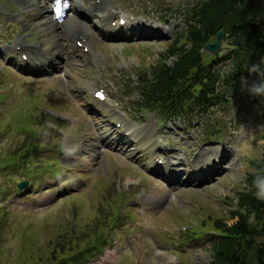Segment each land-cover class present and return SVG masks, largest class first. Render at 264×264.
Masks as SVG:
<instances>
[{
	"label": "rangeland",
	"instance_id": "1",
	"mask_svg": "<svg viewBox=\"0 0 264 264\" xmlns=\"http://www.w3.org/2000/svg\"><path fill=\"white\" fill-rule=\"evenodd\" d=\"M29 1L0 0V264H47L57 244L76 238L82 250L106 235L108 247L86 264H210L206 234L214 233L218 219L229 225L236 221L231 215L237 195L246 187L251 162L264 154L258 121L264 96L248 91L260 78L231 91L223 109L193 122H165L139 108L135 87L186 30L185 8L197 0H117L108 9L118 14L110 20L113 27H125L129 34L127 23L151 24L159 27L151 29L156 37L112 39L96 31L90 42L95 63L78 58L79 66H63L58 61L56 69L37 74L19 66L21 50L10 59L16 44L36 46L43 35L42 28L29 26L40 18L36 7H27ZM78 1L80 16L90 3L100 2ZM59 6L62 14L64 3ZM42 14L43 21L51 17L45 8ZM78 15L69 11L63 20ZM96 17L100 23L93 17L90 24L99 30L103 19ZM67 31L70 50L82 51L84 44L77 45ZM53 42L49 38L36 47L46 56L55 52ZM228 43L224 39L216 55L228 53ZM213 53L205 49V60ZM219 67L225 77L232 70L229 62ZM102 89L107 100L100 104V116L116 130V138L140 140L135 149L124 153L107 146L110 139L106 145L95 141L107 137L97 134L90 110ZM90 137L85 147L83 138ZM209 148L226 152L217 175L203 183L185 182L183 175L178 185L165 177L166 158L173 168L197 169L200 152ZM159 165L161 172H154ZM22 182L29 185L20 189Z\"/></svg>",
	"mask_w": 264,
	"mask_h": 264
},
{
	"label": "trees",
	"instance_id": "2",
	"mask_svg": "<svg viewBox=\"0 0 264 264\" xmlns=\"http://www.w3.org/2000/svg\"><path fill=\"white\" fill-rule=\"evenodd\" d=\"M185 11L187 29L169 44L163 59L139 76L135 87L139 108L163 121L194 119L222 105L228 90L239 89L235 78L240 74L264 76V0H197ZM220 32L230 41L231 50L205 60V46L215 42ZM226 61L233 66L223 77L218 66ZM257 64L259 71H249ZM258 119L264 127V104ZM251 165L231 215L236 221L229 225L218 219L214 233L206 234L211 243L210 264H264V201L256 198L253 184L264 177V154ZM107 238L97 236L92 246L82 250L76 238L57 244L47 264L84 263L105 249Z\"/></svg>",
	"mask_w": 264,
	"mask_h": 264
},
{
	"label": "bare ground",
	"instance_id": "3",
	"mask_svg": "<svg viewBox=\"0 0 264 264\" xmlns=\"http://www.w3.org/2000/svg\"><path fill=\"white\" fill-rule=\"evenodd\" d=\"M94 0H91L93 2ZM97 1V0H96ZM117 0H100V2H94L90 3L89 8L85 9V14L83 16H80L78 13L80 9L79 1L75 0H33V2H26V5L28 8L30 7H36V9L39 11L38 14L40 18L35 19L33 21L29 22V26L34 31H37V29L42 28L43 30H39L38 33H43L42 37L36 40L35 44L36 46L39 45V43H43L44 41H47L49 38H54L53 42V50L55 52H50L48 55L44 56L42 55L36 46H29L25 43L21 42L14 46L12 49V53L10 56V59H16V56L18 55L17 50L22 51L21 57L23 55H28V60L25 62L24 60H21L20 64L21 67H27L32 73H45L48 72L51 69L57 68L58 61L63 66L66 65H73L76 63L77 66H79V59H86L89 62L95 63V59H97V56L95 54V48L90 47V42H93L94 40V33L96 31H100V34L105 36L106 38H112V39H128L130 36L132 38H138V39H150L152 37H156L154 33H152L151 29L159 30L158 26L146 24V23H127L126 26H128L131 30L129 34L127 32H123L121 29V26L113 27L111 25V18L115 17L117 12H109L108 9L111 7L113 8ZM59 2L64 3V12L62 15L59 13ZM47 11L48 15L51 17L47 18L46 21H43L46 16L42 14V11ZM74 13L78 15V17L74 18L72 21L65 22L63 20L64 14L68 12ZM101 17L103 19V24L101 26V29L99 27V30L94 28L90 23L92 22V18ZM98 19V18H97ZM44 22V23H43ZM98 22L100 23L99 19ZM69 28V31L72 33L73 38L76 39V44L78 45L79 42L83 43V49L80 50L78 46L75 47L73 51L70 50L71 45H69V41L67 38L66 32ZM45 31V32H44ZM162 32V31H160ZM129 35V36H128ZM66 43V44H64ZM68 44V45H67ZM86 47H89V50H85ZM0 55H3V52L0 50ZM1 57V56H0ZM19 64V66H20ZM97 92V91H96ZM95 92V93H96ZM99 100H94V105L91 110V118L93 122V126L97 128V134L103 136V133H106L107 137L104 139H100L98 137H95V141H98L100 143H103V145H106V141L110 139L107 146H115L120 147L124 153L128 152V149L134 148V143L140 144V140L137 139L136 141H133L130 139L128 142H124L123 138H116V130L114 128H110L109 125L106 124V121L103 120V116L101 117L99 114V107L100 104ZM84 106V105H83ZM131 134V133H130ZM92 135V134H90ZM92 138L89 139L83 138V143L85 147H88L87 144ZM135 149V148H134ZM160 148L157 147V150ZM142 151L140 150L139 153ZM200 158L198 163L196 164L198 166L197 169L190 168L188 170H183L180 167L173 168L171 166L172 163L170 158H166L167 162H165V166L167 168V173L165 174V177L169 179L173 185H178L182 182V177L185 175L186 179L185 182H199L203 183L205 182V179L212 177V175H217L221 169H219V166L223 163V160L226 159V152L224 149H221V152L219 149H205L202 152H200ZM173 156V155H172ZM175 158V157H171ZM203 158V159H202ZM205 158V159H204ZM218 158V160L216 159ZM218 162H217V161ZM161 166L158 167L155 166L154 172L160 173L161 172Z\"/></svg>",
	"mask_w": 264,
	"mask_h": 264
},
{
	"label": "clouds",
	"instance_id": "4",
	"mask_svg": "<svg viewBox=\"0 0 264 264\" xmlns=\"http://www.w3.org/2000/svg\"><path fill=\"white\" fill-rule=\"evenodd\" d=\"M260 65H252L249 71H259ZM249 94L253 96H264V82L253 84L248 89ZM255 187V196L258 200L264 201V177H258L253 181Z\"/></svg>",
	"mask_w": 264,
	"mask_h": 264
},
{
	"label": "water",
	"instance_id": "5",
	"mask_svg": "<svg viewBox=\"0 0 264 264\" xmlns=\"http://www.w3.org/2000/svg\"><path fill=\"white\" fill-rule=\"evenodd\" d=\"M222 36H223V34L220 33V34L218 35V39L221 38ZM218 47H219V41H217V42L214 43V44H208V45L206 46V49L209 50V51H211V52H216L217 49H218ZM26 186H27V183H22V184L19 185V187H20L21 189L24 188V187H26Z\"/></svg>",
	"mask_w": 264,
	"mask_h": 264
},
{
	"label": "snow or ice",
	"instance_id": "6",
	"mask_svg": "<svg viewBox=\"0 0 264 264\" xmlns=\"http://www.w3.org/2000/svg\"><path fill=\"white\" fill-rule=\"evenodd\" d=\"M99 95V94H98Z\"/></svg>",
	"mask_w": 264,
	"mask_h": 264
}]
</instances>
